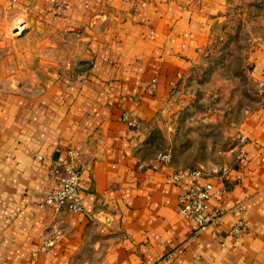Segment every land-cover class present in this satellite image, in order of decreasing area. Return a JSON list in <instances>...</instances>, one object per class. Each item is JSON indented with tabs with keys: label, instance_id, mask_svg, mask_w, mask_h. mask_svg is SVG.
<instances>
[{
	"label": "crops",
	"instance_id": "1",
	"mask_svg": "<svg viewBox=\"0 0 264 264\" xmlns=\"http://www.w3.org/2000/svg\"><path fill=\"white\" fill-rule=\"evenodd\" d=\"M227 1L0 0V264H264V108L243 119L231 163L196 181L222 191L204 232L178 213L190 180L139 155V130ZM248 63L263 89L264 40ZM68 151L81 166L78 213L43 204ZM237 221L244 232L230 235Z\"/></svg>",
	"mask_w": 264,
	"mask_h": 264
},
{
	"label": "rangeland",
	"instance_id": "2",
	"mask_svg": "<svg viewBox=\"0 0 264 264\" xmlns=\"http://www.w3.org/2000/svg\"><path fill=\"white\" fill-rule=\"evenodd\" d=\"M206 46L156 117L142 127L139 155L178 171L223 169L245 116L260 106L248 55L264 40V0H228Z\"/></svg>",
	"mask_w": 264,
	"mask_h": 264
},
{
	"label": "built area",
	"instance_id": "3",
	"mask_svg": "<svg viewBox=\"0 0 264 264\" xmlns=\"http://www.w3.org/2000/svg\"><path fill=\"white\" fill-rule=\"evenodd\" d=\"M260 106L264 108V88L261 89ZM68 163L62 167V171L58 174L56 169H51L49 175L53 177L55 183L59 185V189L49 193L43 204L49 206L54 212L65 210L70 213L81 212L80 189H79V172L81 166L75 160L78 156L77 151H68ZM165 160L164 157H158ZM203 176L201 169L177 171L173 176L174 182L189 179L191 185L180 196L178 213L181 217L190 220L197 233L206 231L208 227L214 225L221 216L219 208H210L208 201L211 196H219L222 191L213 189L211 184L207 182L197 183V179ZM244 232V225L241 221H237L229 230V234L237 236ZM56 236V233H55ZM54 243V237L43 241L39 247L40 252L46 251Z\"/></svg>",
	"mask_w": 264,
	"mask_h": 264
}]
</instances>
